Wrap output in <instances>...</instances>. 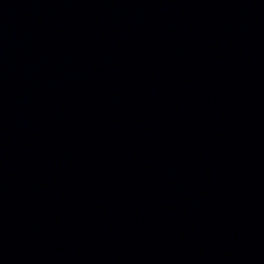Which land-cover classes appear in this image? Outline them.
Returning <instances> with one entry per match:
<instances>
[{"label": "water", "instance_id": "water-1", "mask_svg": "<svg viewBox=\"0 0 264 264\" xmlns=\"http://www.w3.org/2000/svg\"><path fill=\"white\" fill-rule=\"evenodd\" d=\"M0 264H264V0H0Z\"/></svg>", "mask_w": 264, "mask_h": 264}]
</instances>
